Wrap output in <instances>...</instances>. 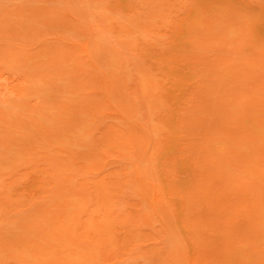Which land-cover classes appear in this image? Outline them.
<instances>
[{
    "label": "bare ground",
    "instance_id": "1",
    "mask_svg": "<svg viewBox=\"0 0 264 264\" xmlns=\"http://www.w3.org/2000/svg\"><path fill=\"white\" fill-rule=\"evenodd\" d=\"M60 1L0 12V37L50 29L0 46V264H113L145 245L136 264H264L258 0H140L122 21L125 0L79 16ZM111 27L132 56L100 41Z\"/></svg>",
    "mask_w": 264,
    "mask_h": 264
},
{
    "label": "rangeland",
    "instance_id": "2",
    "mask_svg": "<svg viewBox=\"0 0 264 264\" xmlns=\"http://www.w3.org/2000/svg\"><path fill=\"white\" fill-rule=\"evenodd\" d=\"M79 0H71V5L73 6V9H74V12H75V14L77 15V16H79V13L77 12V9L79 10V8H82L83 10H86V11H94L95 12V14H96V12L98 13L99 11H105V12H107V13H111V14H113L112 12H110L108 9H106V6H107V4H109L110 3V1H112V2H115V0H104L103 2H98L97 0H91V2H88V0H86L87 1V3H77ZM140 0H125L124 1V3H127V6H125L124 8H122V9H116V13H119L121 16H120V19H121V21L122 20H125V19H123V17L124 18H128V14H130L129 13V8H131L132 7V5L135 7V6H137V4H139L140 2H139ZM246 2L245 3H247L248 1L247 0H245ZM258 2H261V4H262V7H258L257 5L259 4V6H261V4L260 3H257ZM248 3H250V2H248ZM255 4V5H254ZM15 5H22V6H25V7H40V6H46V5H61V6H64V3L63 2H61L60 0H58L57 2L56 1H50V0H45V1H43V0H0V12L2 13V14H4V9H12V7H14ZM254 6L255 8H256V10H259V9H262V10H264V0H258V1H252V3H250L249 4V6ZM250 6V7H251ZM257 6V7H256ZM24 7V8H25ZM251 8H253V7H251ZM255 10V11H256ZM262 10H260L261 12H262ZM259 11V12H260ZM113 15H117V14H113ZM97 18H98V23L99 24H101L103 27H106V28H108V23L107 22H105V21H103L100 17H98L97 16ZM14 19H16V16H12V18H9V21L10 22H12V23H14V24H16L15 22H14ZM90 19V18H89ZM91 19H93V17H91ZM176 21V20H175ZM171 22V21H170ZM175 23V22H174ZM174 23H173V25H170L169 26V28H168V26H166V30H168V32H167V34H166V31L164 30L165 28V26H163V28H161V30H163V31H165V32H163V35H164V33H165V35H167V38H169L168 36H170L171 35V31L174 29V27H175V25H174ZM173 26V28H171ZM37 27L41 30V33H40V35H37L35 38L32 36V34H29L30 36H28V37H26V38H23V37H19V38H13V39H6V38H4V37H0V46H4V44H6V42H8V41H11L12 43H17V44H21L22 46H25V45H27V46H31V47H37L38 45V42L40 43L41 41L40 40H42V39H44V38H46V37H48L49 36V34L47 33L48 32V30H50V29H48L46 26H44V25H42V24H40V25H37ZM119 31L117 30V27H111V30H109V31H106V32H104V33H102V32H99L97 35H98V38L100 39V41L102 42L103 41V43H104V45L105 46H109V45H111V47L112 46H116V47H120L119 49H123L124 51H125V53L128 55V56H132L133 54H134V52H132V51H130V50H128L126 47H124V46H121V45H119L120 43H117L118 42V40L120 39L118 36H119ZM72 34H73V31H72V33H71V30L70 31H68V30H65L64 31V33H63V36H71V37H68V38H70V39H75V38H79V37H73L72 36ZM75 34V33H74ZM73 34V35H74ZM51 36V35H50ZM53 36H54V34H53ZM75 36V35H74ZM77 36V35H76ZM161 36V35H160ZM172 36V35H171ZM81 38V37H80ZM164 38H166V37H164ZM163 38V39H164ZM129 39V38H128ZM170 39V38H169ZM80 40V39H79ZM139 40H142L141 39V35L139 36ZM77 41V40H76ZM166 41V40H165ZM169 41V40H168ZM37 45V46H36ZM140 46H144L143 44L142 45H140ZM26 47V46H25ZM144 47H146V45L144 46ZM148 47V46H147ZM1 48V47H0ZM37 51V49L35 50V52ZM38 51H39V48H38ZM43 55V54H42ZM41 55V56H42ZM45 55V54H44ZM41 56H38V57H36V58H39L40 57V59L42 58ZM43 58H45V56H43ZM42 58V59H43ZM36 60V59H35ZM39 60V59H38ZM152 61V60H151ZM151 61L149 60L148 62L151 64V66L153 65L152 63H151ZM1 65H4V63L2 62H0V66ZM8 71H10V72H12V73H15L16 75H18V76H20V77H22V78H24L26 75V68H24V67H17L16 69H13V70H9V69H7ZM155 70V69H154ZM157 71H158V69H157ZM154 72H156V71H154ZM153 72V73H154ZM157 73V72H156ZM14 74V75H15ZM156 75H158V74H156ZM29 76V75H28ZM25 78H28V77H25ZM32 80H30L29 82H31ZM34 82V81H33ZM32 83V82H31ZM60 83V82H59ZM31 85V84H30ZM63 86V84L62 85H60V87H62ZM64 94H66V93H64ZM34 95V94H33ZM40 96V95H39ZM45 96V95H44ZM33 97H36L35 95L34 96H31V95H29V96H27V99L26 100H28V101H31V100H33L32 98ZM178 97H182V95L180 96H178ZM38 98V97H37ZM45 98H46V96H45ZM38 99H42V98H38ZM46 101V100H49V98L47 97L46 99H43L42 100V102L43 101ZM19 101V100H18ZM16 102V101H15ZM12 104H13V102H11ZM8 105H0V107L1 108H4L5 110H7V108H8V110H9V107H7ZM19 107V106H18ZM27 109H29V108H27ZM27 109H24V110H22V111H24V112H26V111H28ZM16 110H18L17 108H16ZM51 111H54V109L53 110H51ZM153 121H155V120H153ZM152 120H151V122H153ZM159 125H160V123H159ZM17 135V134H16ZM44 141V140H43ZM45 146V145H44ZM2 147L0 146V150L2 151L3 150V148L1 149ZM50 148H51V146H46L45 147V149L46 150H50ZM44 149V150H45ZM4 151V150H3ZM17 151V148L15 149V147H13L12 149H11V151L10 152H8L9 153V155H13V153H15ZM7 154V153H6ZM30 156V155H29ZM31 156H32V154H31ZM27 158H28V156H27ZM26 158V159H27ZM30 158V157H29ZM6 161V160H5ZM21 161H23V160H19L18 162H19V166H17L18 165V163H17V165H16V167H14V170H16L17 172H19V173H25L26 172V169H25V165H22L21 164ZM8 169H5V171H7ZM6 176V175H5ZM26 176H28V175H26ZM29 178H31V177H29ZM26 179V177H24V178H21L20 180L23 182V180H25ZM36 179V178H35ZM29 181V180H28ZM22 182H18V184L16 185L17 187L16 188H22L21 189V191L19 190V189H14L15 191H11L12 192V197L13 198H16L17 196L15 195V193L17 194L18 193V196L22 199H27V195H25V194H27V193H34L37 189H39L40 188V183H38L37 182V180H35V181H32V179H30V182H28L27 184H25V183H22ZM24 185H28L27 187H26V189H27V191L25 192V190L26 189H24L25 187H24ZM13 190V189H12ZM23 190V191H22ZM10 192V193H11ZM24 192V193H23ZM20 194V195H19ZM23 194V195H22ZM39 195V194H38ZM24 200V201H25ZM36 200H39V196H36ZM19 215H21V214H19ZM23 216V215H22ZM18 217H20V216H18ZM15 230V231H14ZM19 230L21 231V229L20 228H16V227H13L12 228V231H14V232H19ZM10 233V232H9ZM8 234V233H7ZM11 234V233H10ZM10 234H8L9 236H10ZM144 246V245H143ZM149 248H151V245H149V246H144V247H142V248H136L137 250H136V253L133 255V253H132V256L131 255H125L124 257H121V258H119V260H117L116 262H114L113 260H111L110 262H113V264H136V263H139V261H140V263L141 262H146L148 259L146 258V256H147V254H152V251L149 249ZM139 249H143V250H145V251H148V250H150L149 251V253L147 252L146 254H143L142 255V253H140V256L141 257H139V254L137 255V253L140 251ZM138 251V252H137ZM151 252V253H150ZM2 254V253H1ZM145 255V256H144ZM129 256V257H128ZM149 256V255H148ZM136 257V258H135ZM145 260V261H144ZM136 261V262H135ZM134 262V263H133Z\"/></svg>",
    "mask_w": 264,
    "mask_h": 264
}]
</instances>
